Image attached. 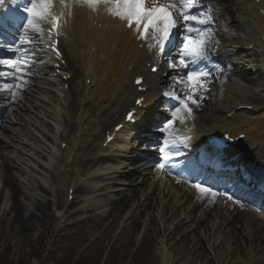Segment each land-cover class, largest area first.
I'll return each instance as SVG.
<instances>
[{
  "label": "bare ground",
  "instance_id": "obj_1",
  "mask_svg": "<svg viewBox=\"0 0 264 264\" xmlns=\"http://www.w3.org/2000/svg\"><path fill=\"white\" fill-rule=\"evenodd\" d=\"M219 1L215 16L217 41L222 46L215 42L219 49L212 44L211 52L222 54L223 48L236 63L216 61L208 66L220 78L211 82V73L209 90L202 93L205 97L199 107L192 105V117L186 122L193 123L197 117L198 129L244 132L247 150L263 157L264 106L255 112L237 111L231 118L227 114L241 105H264V73L257 69L258 76H254L236 66L244 59L234 51L240 37L246 36L264 53V0L259 4L253 0ZM111 18L103 12L74 8L73 15L66 16L64 30L72 79L55 85L36 76L26 82L24 94L10 99L12 112L0 122V232L21 236L27 235L29 225L46 228L53 211L55 234L65 231L62 225L76 216L99 227L110 222L108 237L130 230L150 237L160 246L165 264L167 259L169 264H264L263 209L241 207L226 197L211 202V197L202 198L190 185L162 175L152 177L159 168L146 172L148 175L144 172L143 180L131 184L123 179L132 178L127 170L132 161L120 168L112 164L113 159L102 160L106 132L113 131L118 117L132 105L133 77L147 58L144 52L132 50L134 40L129 31L112 30L109 24L107 28L94 27L93 21L119 23ZM256 62L264 65V57ZM38 70L33 67L31 72ZM148 83L151 90L161 86L156 77H150ZM65 84L68 91L57 93ZM200 135L198 140H202ZM149 175L152 178H147ZM71 191L73 201L69 200Z\"/></svg>",
  "mask_w": 264,
  "mask_h": 264
},
{
  "label": "snow or ice",
  "instance_id": "obj_2",
  "mask_svg": "<svg viewBox=\"0 0 264 264\" xmlns=\"http://www.w3.org/2000/svg\"><path fill=\"white\" fill-rule=\"evenodd\" d=\"M57 2L61 6L59 12L55 11ZM4 3L5 0H0V5ZM198 3L199 0H27L20 9L26 14V22L20 26L22 34L17 37L16 43L7 44V50L16 55L0 58V69H3L0 70V79L5 81L0 84V93L15 96L16 91L26 82L25 77L38 54L37 45L43 42L44 25H49L47 31L51 41L53 34H60L62 23L66 22L64 18L72 16L76 7L87 8L94 14L103 12L120 20L138 40L145 43L149 51L155 53L163 54L172 43L175 31L182 29V43L168 63V67L176 73L172 77L175 86L162 93L164 97L175 101V104L169 109V118L160 128L162 133H167V137L158 146L161 158L157 167H174L178 158L185 155L177 147L175 126L184 124L192 117V105L199 107L204 98L202 93L209 90L208 77L211 73L195 66L211 57L214 20L210 13L197 8ZM58 43L53 41L48 47L59 56L56 47ZM153 71L156 69L153 68ZM135 83L141 85L142 79H136ZM136 103H142V99ZM126 118L133 121L134 112H128ZM188 139L184 137L185 141ZM257 181H253V184L259 194L264 195V175L258 177ZM193 187L202 198L211 197V202H215L217 197H226L227 201L244 206L231 190L219 191L204 182L194 183Z\"/></svg>",
  "mask_w": 264,
  "mask_h": 264
},
{
  "label": "rangeland",
  "instance_id": "obj_3",
  "mask_svg": "<svg viewBox=\"0 0 264 264\" xmlns=\"http://www.w3.org/2000/svg\"><path fill=\"white\" fill-rule=\"evenodd\" d=\"M55 217L51 211L46 228L29 225L27 235L0 232V264H165L160 246L150 237L130 230L111 238L106 232L110 222L99 227L83 216L68 221L62 225L65 231L55 234Z\"/></svg>",
  "mask_w": 264,
  "mask_h": 264
},
{
  "label": "trees",
  "instance_id": "obj_4",
  "mask_svg": "<svg viewBox=\"0 0 264 264\" xmlns=\"http://www.w3.org/2000/svg\"><path fill=\"white\" fill-rule=\"evenodd\" d=\"M76 264H78V263H76Z\"/></svg>",
  "mask_w": 264,
  "mask_h": 264
}]
</instances>
